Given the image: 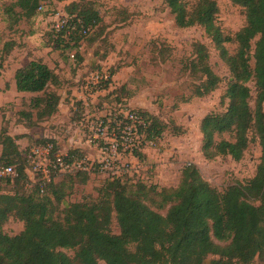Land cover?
<instances>
[{"label":"trees","instance_id":"obj_1","mask_svg":"<svg viewBox=\"0 0 264 264\" xmlns=\"http://www.w3.org/2000/svg\"><path fill=\"white\" fill-rule=\"evenodd\" d=\"M38 1L17 0L15 5L30 18ZM164 1L178 28L203 29L231 75L221 98V102L227 100L226 109L206 115L200 123L202 155L207 160L229 157L239 162L251 133L261 149L254 176L220 192L194 164H188L175 186H159L153 180L106 179L95 199L64 204L62 182L54 181L43 193L36 184L27 183V157L19 150L17 138L2 127L0 166L13 167L17 176L12 182L28 184L31 192L0 194V264H73L74 260L80 264H204L208 257H212L209 264H253L256 258H264V0H230L245 15L244 26L234 34H225L217 24L215 0ZM66 11L70 27L59 33L50 27V34L70 51L78 48L100 19L86 5L71 3ZM227 45L235 47L232 53ZM193 53L194 61L186 68L199 81L192 96L201 98L214 91L220 79L207 63L204 45L194 44ZM250 81L255 88L254 108L249 105ZM14 82L18 93L32 96L17 115L25 128L37 127L57 114L56 89L61 79L53 69L31 60L15 71ZM130 111L143 121L145 126L138 129L148 140L161 137L164 126L158 119L146 111ZM48 142L53 143L48 139L33 146ZM135 156L143 158L139 153ZM72 176L81 184L88 179L83 174L57 179ZM10 217L23 223V230L14 236L3 232ZM113 220L118 234L111 232ZM66 251H73L74 258Z\"/></svg>","mask_w":264,"mask_h":264},{"label":"rangeland","instance_id":"obj_2","mask_svg":"<svg viewBox=\"0 0 264 264\" xmlns=\"http://www.w3.org/2000/svg\"><path fill=\"white\" fill-rule=\"evenodd\" d=\"M16 2L0 0V88L9 89L0 95V126L7 127L8 132L10 129L12 134L25 132L17 126L20 123L17 115L32 97L10 91L12 77L30 60L42 59L55 68L61 79V85L56 89L60 96V112L53 121L28 132L26 136L30 139L31 135L39 137L42 130L44 133L47 129L48 137L37 141L51 139L62 151L78 149L96 160L113 156L118 165L125 167L122 180L149 182L152 177L159 186H175L181 169L194 164L202 177L222 192L226 187L254 176L261 149L251 133V142L239 162L229 157L207 160L202 155L200 123L206 115L226 109L227 100L221 102V98L231 75L201 27L178 28L164 0H39L37 5L43 4L44 12L36 11L30 18L23 16ZM215 2L219 10L217 24L225 34H234L244 26L245 15L240 7L230 0ZM71 3L93 8L98 12L100 22L77 49L68 51L50 34L49 13L67 14L66 8ZM196 43L207 48V63L220 79L217 88L201 98L192 96L193 87L199 81L186 68L194 61L193 45ZM251 45L253 49L254 44ZM227 47L230 53L235 48ZM72 52L74 59L69 57ZM253 65L251 59L250 66ZM95 72L113 75L105 88L89 93L85 89L86 81ZM247 86L252 97L249 105L254 108V83L250 81ZM131 109L146 111L164 126L161 137L155 141L156 148L151 149L155 151L151 155L157 156L156 160L150 157L139 161L129 156L125 148L114 149L110 136L93 129L109 112ZM223 138L229 139V136ZM34 139L32 143L20 146L23 156L29 154ZM151 162L157 163L153 165L154 172L149 167ZM150 171L153 173L149 175ZM86 176L85 184L76 182L74 176L55 179V184L63 183L64 204L97 197L107 175L95 172ZM27 186L0 181V194L19 192L28 195L31 189ZM110 229L113 234L119 233L114 220ZM22 230L23 223L11 217L3 225V232L8 236ZM66 254L74 258L73 251H66ZM211 259L208 257L204 264H209ZM73 264L80 263L74 260ZM98 264L105 263L99 261ZM253 264H264V258H256Z\"/></svg>","mask_w":264,"mask_h":264},{"label":"built area","instance_id":"obj_3","mask_svg":"<svg viewBox=\"0 0 264 264\" xmlns=\"http://www.w3.org/2000/svg\"><path fill=\"white\" fill-rule=\"evenodd\" d=\"M44 5L39 4L37 12H44ZM50 27L59 33L70 27L71 17L65 13L52 11L49 13ZM87 30H83L86 34ZM70 59L75 53L69 54ZM111 79L110 74L95 72L86 81L85 89L89 92H99L106 87ZM100 121V120H98ZM95 124L93 129L101 134L110 136L114 142V149L125 148L129 156L136 157L145 149H155L156 142L148 140L139 127H144L143 121L132 111L109 112ZM105 130V131H104ZM144 146H147L144 148ZM154 151V150H153ZM137 160H139L136 157ZM140 161V160H139ZM125 167L118 165L113 156H104L100 160L93 159L89 154H83L78 149H58L53 143L33 146L27 155V169L25 171L28 184H36L40 193L45 192L60 175H91L95 172L107 175V179H122ZM123 174V175H122ZM17 174L11 166H0V181H13Z\"/></svg>","mask_w":264,"mask_h":264},{"label":"crops","instance_id":"obj_4","mask_svg":"<svg viewBox=\"0 0 264 264\" xmlns=\"http://www.w3.org/2000/svg\"><path fill=\"white\" fill-rule=\"evenodd\" d=\"M33 60V59H32ZM37 60H39V59H37ZM31 61V60H30ZM29 61V62H30ZM41 61L45 64V65H47L50 69H55V68H52V67H50L49 66V64L48 63H46V62H44L42 59H41ZM26 65V64H25ZM24 66V65H23ZM22 66V67H23ZM19 69V68H18ZM54 72L56 73V74H58V72L56 71V70H54ZM1 73V72H0ZM7 88L8 87H6V88H4V89H2V88H0V95H2L3 93H6V92H8L9 91V89L7 90ZM15 91V92H17L16 91V87H15V82H14V75H13V77H12V85H10V91ZM18 93V92H17ZM19 94H23L24 95V93H19ZM25 95H28V94H25ZM59 112H60V102H59V105H58V112H57V114L54 116V117H52L50 120L51 121H53L55 118H56V116L57 115H59ZM62 116V118L64 119L65 117L63 116V115H61ZM49 122V121H48ZM43 123H47V121L46 122H43ZM43 123H40V124H43ZM18 124V123H17ZM39 124V125H40ZM38 125V126H39ZM17 126H20V128H22L23 130H25V132L24 133H15V134H12V133H10V131L12 130V129H10L9 130V132H8V135L9 136H11V137H16L17 138V140H16V144L18 145V147H19V150H20V146L23 144V145H27V143H32V139H34V138H36V139H34V140H38V138H46V137H48V136H46L47 135V133H46V131H47V129H46V131H44V133H43V130H42V132H41V134H40V136L39 137H36V136H33V135H31L32 137V139H30L29 137H27L26 136V134L28 135V132H30V131H32V129H34V128H31V129H27V128H25V126L22 124V123H19ZM1 128L2 127H4L3 125H1L0 126ZM13 129H14V127H13ZM8 130V129H7ZM31 140V141H30ZM152 152L154 153L155 151H153V150H151V149H145L143 152H142V160L141 161H144L143 159L145 158L146 160H149L150 159V157L151 158H153V160H156L157 158V156H152L151 154H152ZM0 154H1V146H0ZM139 162V161H138ZM156 162H160V160H157ZM137 163V162H136ZM140 163H142V162H140ZM143 164V163H142ZM155 164H157V163H155ZM155 164H153L152 162H151V164H149V167H150V169H153V172H154V167H153V165H155ZM153 172H151L150 171V173H149V175L150 174H152ZM153 178L152 177H149V180H152ZM156 183V182H155Z\"/></svg>","mask_w":264,"mask_h":264}]
</instances>
